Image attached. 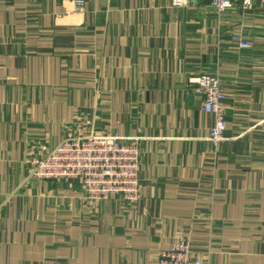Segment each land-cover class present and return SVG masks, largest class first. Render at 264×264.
<instances>
[{
    "label": "crops",
    "instance_id": "0c3cea01",
    "mask_svg": "<svg viewBox=\"0 0 264 264\" xmlns=\"http://www.w3.org/2000/svg\"><path fill=\"white\" fill-rule=\"evenodd\" d=\"M84 1L0 0V264H156L184 237L192 258L264 264V7ZM202 74L226 92L218 147ZM69 131L138 138L137 203L31 175L29 150Z\"/></svg>",
    "mask_w": 264,
    "mask_h": 264
},
{
    "label": "built area",
    "instance_id": "2783aa9c",
    "mask_svg": "<svg viewBox=\"0 0 264 264\" xmlns=\"http://www.w3.org/2000/svg\"><path fill=\"white\" fill-rule=\"evenodd\" d=\"M190 0H174L175 6L186 5ZM219 14L236 8L249 10L255 0H204ZM264 6V0H259ZM76 8L85 10V1L76 0ZM235 41L243 48L252 43L236 36ZM196 94L202 98L201 108L212 114L214 124L209 141L214 147L225 139L227 130L226 92L217 75L202 74L191 78ZM31 175L44 180L79 182L91 202L107 201L113 195L129 204L140 197V146L138 138L105 133L87 135L67 132L64 139L51 151L45 147L32 148L27 155ZM192 242L189 237L179 239L163 251L156 264H211L209 258H192Z\"/></svg>",
    "mask_w": 264,
    "mask_h": 264
},
{
    "label": "rangeland",
    "instance_id": "374dc122",
    "mask_svg": "<svg viewBox=\"0 0 264 264\" xmlns=\"http://www.w3.org/2000/svg\"><path fill=\"white\" fill-rule=\"evenodd\" d=\"M259 1V0H258ZM259 3H260V1H259ZM261 4V3H260ZM262 5V4H261ZM263 6V5H262ZM264 7V6H263ZM237 9V8H236ZM230 11H232V10H230ZM227 12H229V11H227ZM226 13V12H225ZM222 14H224V13H222Z\"/></svg>",
    "mask_w": 264,
    "mask_h": 264
}]
</instances>
